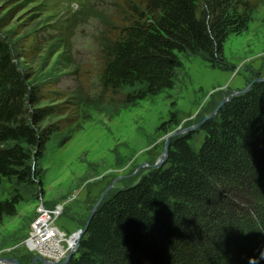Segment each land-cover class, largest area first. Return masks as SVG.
I'll return each instance as SVG.
<instances>
[{
	"label": "trees",
	"instance_id": "obj_1",
	"mask_svg": "<svg viewBox=\"0 0 264 264\" xmlns=\"http://www.w3.org/2000/svg\"><path fill=\"white\" fill-rule=\"evenodd\" d=\"M116 3V17L91 5L74 13L94 15L105 28L98 38L105 47L100 90L91 96L85 84L59 86L70 71L83 73L62 44L60 27L46 21L7 28L9 17L0 16V188L13 185L0 199V220L17 212L31 185L43 190L36 168L49 142L56 133L59 144L68 140L90 116L89 107L115 115L174 88L187 77L181 54L199 56L213 68H232L225 42L249 29L264 0ZM48 26L59 35L49 42V72L37 82L31 63L42 51ZM178 121L173 111L159 128L173 130ZM200 131L198 145L194 136ZM151 166L88 215L65 264H264V80L231 97L197 129L174 136L165 162ZM227 189L248 206L240 203L239 212L227 206Z\"/></svg>",
	"mask_w": 264,
	"mask_h": 264
},
{
	"label": "rangeland",
	"instance_id": "obj_2",
	"mask_svg": "<svg viewBox=\"0 0 264 264\" xmlns=\"http://www.w3.org/2000/svg\"><path fill=\"white\" fill-rule=\"evenodd\" d=\"M116 2L0 0V16L9 17L7 28L28 29L36 23L47 24L46 21L60 27L62 44L66 43L73 64L80 66L83 73L70 71L59 86L68 89L85 84L92 87L93 90H88L91 96L100 90L98 65L100 52L105 47L98 38L105 28L94 15L88 16L85 11L74 13L80 7L91 5L116 17ZM56 35L59 29L54 26H48L46 34H42L44 46L31 63L37 82L43 73L49 72L51 65L45 66V61L50 41ZM224 47L232 68H213L199 56L181 54L187 77L174 88L141 98L115 115L89 107L90 116L82 119L81 127L68 140L59 144L61 134L56 133L48 144L47 155L36 168L43 176V190H39L38 183L31 185V194L27 193L19 202L17 212L0 220V255L16 256L23 264H31L34 255L41 251L56 258L66 255L76 243L73 233L84 226L106 187L111 185L108 196L116 188L135 182L163 153L171 129L165 131L159 127L173 111L179 118L173 128L187 127L212 111L224 95L264 76V4L258 7L249 29L230 35ZM54 59L55 56L51 62ZM202 138L203 131L197 132L195 143L199 145ZM227 190L223 196L227 206L237 212L243 209L240 203L248 206L241 194ZM12 191L13 185L5 182L0 188V199ZM34 234L35 237L28 240Z\"/></svg>",
	"mask_w": 264,
	"mask_h": 264
},
{
	"label": "water",
	"instance_id": "obj_3",
	"mask_svg": "<svg viewBox=\"0 0 264 264\" xmlns=\"http://www.w3.org/2000/svg\"><path fill=\"white\" fill-rule=\"evenodd\" d=\"M263 80H264V76L258 77L256 79H254L250 84H247L245 87H243L241 89H238L236 91H233V92H231V93H229L227 95H224L220 99V101L218 102V104L216 105V107L212 111H210L209 113H207L197 123L188 125L187 127H184V128H181V129L178 128V129L171 130L167 134V136H166V142H165V147H164L163 153L158 157V159L154 163L151 164L152 165L151 167H159V166H161L165 162V160H166V158L168 156V152H169V147H170V144H171V140H172V138L174 136L187 133L188 131H190L192 129H197L207 118H209L210 116L216 114L217 111L219 110V108L227 100H229L231 97H233V96H235L237 94H241V93L246 92L247 90H249V88L251 87V85L254 82L263 81ZM110 187H111V185L107 186L106 189L102 192L100 198L96 201V203L92 207V209L90 211L89 218H90V216L93 215V213L95 212V210L97 209V207L99 206V204L105 198V196H106L107 192L109 191ZM88 220H87V223H88ZM87 223L83 227L79 228L76 232L73 233V234H76V238H77L76 239V243L73 245V247H71V249L68 251V253L65 255V257L63 259H61V260H57V259L52 260V259L47 258L45 255H41V254H38L37 253L36 255H34L31 264H37L38 260H41V261H43L46 264H65L70 259V257L72 256V254L76 251V249H77V247L79 245L81 236L85 232ZM21 243H19V244H21ZM0 262H8V263H12V264H21V261H20V259L18 257L11 256V255H0Z\"/></svg>",
	"mask_w": 264,
	"mask_h": 264
},
{
	"label": "bare ground",
	"instance_id": "obj_4",
	"mask_svg": "<svg viewBox=\"0 0 264 264\" xmlns=\"http://www.w3.org/2000/svg\"><path fill=\"white\" fill-rule=\"evenodd\" d=\"M57 228V227H56ZM60 232V231H59ZM61 233V232H60ZM35 235L36 234H34L33 236H31V238L29 239V240H32V238H34L35 237ZM32 242V241H31ZM33 246L35 247V245L33 244ZM36 248V247H35ZM45 253V252H44ZM46 254V253H45ZM47 255V257H49L50 259H52V260H55V259H58V258H56V257H54V256H51V255H48V254H46Z\"/></svg>",
	"mask_w": 264,
	"mask_h": 264
},
{
	"label": "built area",
	"instance_id": "obj_5",
	"mask_svg": "<svg viewBox=\"0 0 264 264\" xmlns=\"http://www.w3.org/2000/svg\"><path fill=\"white\" fill-rule=\"evenodd\" d=\"M43 211H44V210H43ZM56 214H57V213H56ZM33 232H35V229H34ZM32 234H33V233H32ZM31 236H32V235H31ZM30 238H31V237H29L28 240H29ZM28 240H27V242H28ZM29 244H30V243H29ZM40 251H41V250H40ZM40 251H39V252H40ZM40 253L43 254V255H45V256L47 257V255H46L45 253H43L42 251H41ZM62 257L64 258V257H65V254H63V255H62L61 257H59L57 260H61ZM47 258H49V257H47ZM49 259H50V258H49Z\"/></svg>",
	"mask_w": 264,
	"mask_h": 264
},
{
	"label": "flooded vegetation",
	"instance_id": "obj_6",
	"mask_svg": "<svg viewBox=\"0 0 264 264\" xmlns=\"http://www.w3.org/2000/svg\"><path fill=\"white\" fill-rule=\"evenodd\" d=\"M21 260H22V259H21ZM32 260H33V259H32ZM40 261H41V260H38V262H40ZM22 262H23V261H22ZM38 262H37V263H38ZM41 262H43V261H41ZM43 263H44V262H43ZM45 264H46V263H45Z\"/></svg>",
	"mask_w": 264,
	"mask_h": 264
}]
</instances>
